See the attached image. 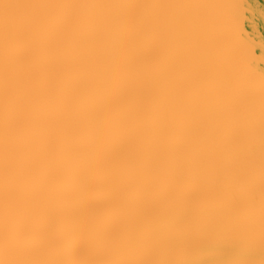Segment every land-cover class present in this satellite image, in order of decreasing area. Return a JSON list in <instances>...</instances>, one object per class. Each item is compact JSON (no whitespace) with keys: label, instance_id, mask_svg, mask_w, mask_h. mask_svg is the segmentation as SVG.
I'll return each instance as SVG.
<instances>
[{"label":"snow or ice","instance_id":"snow-or-ice-1","mask_svg":"<svg viewBox=\"0 0 264 264\" xmlns=\"http://www.w3.org/2000/svg\"><path fill=\"white\" fill-rule=\"evenodd\" d=\"M243 3L0 0V264H264Z\"/></svg>","mask_w":264,"mask_h":264},{"label":"bare ground","instance_id":"bare-ground-1","mask_svg":"<svg viewBox=\"0 0 264 264\" xmlns=\"http://www.w3.org/2000/svg\"><path fill=\"white\" fill-rule=\"evenodd\" d=\"M243 7L245 9H251L250 11H244L243 15V32L241 36L246 40H251L259 43L264 40V16L260 15L261 11H264V0H244ZM255 25V30L253 29ZM255 55H261V49L255 48ZM259 69H264V62L257 64Z\"/></svg>","mask_w":264,"mask_h":264}]
</instances>
